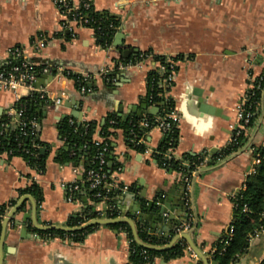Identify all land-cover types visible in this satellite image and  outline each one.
Listing matches in <instances>:
<instances>
[{"label": "crops", "instance_id": "0c3cea01", "mask_svg": "<svg viewBox=\"0 0 264 264\" xmlns=\"http://www.w3.org/2000/svg\"><path fill=\"white\" fill-rule=\"evenodd\" d=\"M69 1L76 4L80 0ZM89 1L95 12L119 19L105 46L97 42L89 27L71 24L63 28L64 20L54 0H0V67L17 59L12 54L17 48L41 68L53 66L47 73L40 70L36 81L47 99L40 106L37 132L45 145L44 169L39 174L23 158L0 154V204H16L26 195L36 202L32 195L21 194L35 185L41 191V201L36 203L39 225L69 227L86 205H92L98 214L106 213L108 203H92L90 189L84 187L85 158L60 157V150L67 148L58 136L57 124L70 117L76 123L102 125L109 115L129 123L134 117L149 115L144 106H158L159 111L160 105L144 101L148 74L156 71L163 75L153 57L163 56L174 63L172 82L168 84L165 78L160 82L163 88L168 87L164 97L175 103L178 135L173 158L183 162L188 161L187 156L199 157L203 163L193 174L168 171L155 157L165 138L158 128L144 127L143 152L126 144L121 129L113 130L107 172L115 186L110 189L116 191L114 209L117 217L126 214L135 221L136 229L157 237L168 238L190 223L193 242L209 259L218 243L227 239L233 221V197L245 189L247 177L257 166L255 148L264 147L263 86L256 117L244 130L245 144L223 158L218 155L239 125L236 108L252 90L253 79L264 77V0ZM38 41L46 43L41 50L35 49ZM130 53L134 58L137 54L149 57L135 59L130 68L120 69L126 63L121 57ZM58 67L63 74L56 71ZM103 70H108L105 77ZM69 75L87 77L84 94ZM19 93L21 97L28 94L26 90ZM58 97H62L61 105L54 103ZM199 99L201 107L215 113L202 111ZM15 104L12 92L0 91V121ZM114 164L117 166L112 168ZM73 183L80 186L79 197L69 202L64 186ZM158 191L170 197L172 219L153 224L140 215H147V203ZM181 196L185 199L182 209L177 208ZM30 215L31 203L24 200L6 229L2 264L129 262L130 242L125 231L98 226L79 242L69 238L46 240L35 232ZM25 216L26 231L22 232L15 222H22ZM149 264L198 262L186 251L179 258L158 257ZM231 264H264V229L249 239L246 250Z\"/></svg>", "mask_w": 264, "mask_h": 264}, {"label": "trees", "instance_id": "16d2710c", "mask_svg": "<svg viewBox=\"0 0 264 264\" xmlns=\"http://www.w3.org/2000/svg\"><path fill=\"white\" fill-rule=\"evenodd\" d=\"M87 15V18L93 19V21H91L86 27H89L94 31L97 42L103 46L109 44L112 35L115 33L116 29L119 26V19L106 13H98L95 11L87 12ZM110 23H112L114 29L108 28V25ZM97 28L100 29L97 30ZM142 57H144V55L137 54L134 58V55L130 53L127 56L121 58L123 59V62L132 63L133 61H135V59H140ZM153 59L159 62L161 65H164L165 61L167 60V58L163 56H154ZM18 62V59L12 60L10 63L1 66L0 69H8L11 65H15ZM36 70L39 72L41 70V67H36ZM69 77L73 78L74 80L78 78V76L76 75H69ZM163 78H165L164 74L161 75L156 71H153L148 74L146 80L148 95L144 102L147 104L148 101H150L149 103L160 105L158 113L154 116L146 115L144 118H142L141 116L134 117L132 121L128 123V121L122 122L117 117L109 115L102 125L86 121L78 124L74 122L70 117H65L59 121V123L57 124L58 136L63 142V145H65L67 148L66 150L61 149L59 155L60 157L71 158L74 160H77L80 156L85 158L84 187L89 188L88 183L85 180V172L89 168L96 166V161H94L93 158L95 156V153L97 152L98 147L94 145V141H96L97 139H101L102 143L106 144L107 146L108 151L105 156L106 162L104 165V172L107 176V182H110L109 174L107 172V163L108 155L113 150L111 146V136H114L113 130L121 129L126 139V144L139 152H143L145 150V146L143 144L134 145V143H131L132 139L134 141H137L139 139L143 140V132L146 128L139 126V122L145 119L148 123L147 129L153 128L156 126V119L165 117L167 114L174 112V101L168 98L166 99L164 97V93L168 90V87H166L165 89L160 85V82H162ZM263 86L264 77L262 79L261 89L255 90L250 99V102L246 104V108L249 106V111L252 113V121L249 126H251L253 120L256 117L257 105L260 100V94ZM45 101H47L46 98L39 99L38 94L32 93L31 95L22 97L20 101L16 103L15 107L23 109L22 119H24L26 122L33 118L38 121L41 115L40 106L44 104ZM70 120L73 121V124L70 123ZM111 120L114 121L113 124L110 123ZM26 131H28V126L26 128ZM171 131L174 139H177L178 130L176 123H171ZM96 132H98V134H96ZM19 133L20 131L18 125H10L9 120L5 116L1 119L0 154L11 151L12 153L8 157H21L27 162L30 167L35 168L36 170L43 171L45 156L44 154H42L41 149L45 147V145L38 140L37 131L34 135L29 137H20ZM166 142L167 137L165 136L164 141L160 145L155 155L158 163L161 165L164 162L162 153L168 148ZM243 144H245L244 131H242L241 134L235 139V141L228 144V146L218 155L223 158L229 154L235 153L243 146ZM172 146H175V143H173ZM23 149L29 150L30 152H32V155L25 154L22 151ZM72 149H75L74 156L70 155V151ZM255 151L259 154V163L255 167L254 172L247 177L245 182V189L237 194L235 200H233L235 207L233 209V221L231 223L232 236L227 244L224 245V242L218 243L216 251L208 259V262H211L213 264H231L238 255L246 250V248L248 247L249 239L257 232L264 229V147H257L255 148ZM198 158L190 156L186 157L189 163L197 162ZM170 162H172V166L166 168L168 171H189V169H186L181 163L175 161L174 159H172ZM115 166L117 165L114 164L112 168H115ZM191 169H193V167H190V170ZM115 192L116 191L113 189L101 190L102 195H104L105 197V201L112 208L107 212L109 218H115L118 215L114 209L113 198L116 195ZM26 193L32 195L35 198L36 203L39 204V202L41 201V191L37 186L32 185L28 189L21 192V194ZM78 197L79 193L77 192L75 198ZM90 200L92 201V203L96 204L102 199L95 197V191L90 190ZM14 204L15 201L8 204H0V233L3 218ZM244 206H246L247 208L246 211H243ZM97 217L98 213L93 210V206L86 205L83 209L82 214L79 217L73 219L68 226L77 227ZM254 221L257 223L254 224ZM97 227L98 226H91L83 231L74 233H65L54 230H35V232H37L40 238L46 240H50L53 238H69L71 241L79 242L86 234L90 233ZM110 227L115 230L125 231L127 233V238L130 242V256L128 264H149L158 257H161L164 260L176 259L183 256L188 248L187 243L183 239H179L167 251L157 252L146 250L135 244L131 229L126 223H117L114 225H110ZM136 231L138 238L143 243L153 246L166 245L175 236V234H173L168 238L157 237L154 235H150L140 228H137ZM198 264H201L199 260Z\"/></svg>", "mask_w": 264, "mask_h": 264}, {"label": "built area", "instance_id": "2783aa9c", "mask_svg": "<svg viewBox=\"0 0 264 264\" xmlns=\"http://www.w3.org/2000/svg\"><path fill=\"white\" fill-rule=\"evenodd\" d=\"M54 4L58 10V13L60 17L64 20L62 23V27L68 29L71 24H77L82 27H86L93 19H88L87 12L94 11L92 8V5L89 0H80L78 3L74 4L69 0H54ZM109 29H114V26L112 23L108 25ZM100 28H97L99 30ZM102 34V32H101ZM46 46V43L44 41H38L35 44L36 50H41ZM12 54L17 57L19 62L15 65H11L8 69H0V91H10L14 94V97L16 99V103L20 101L22 98L20 96L21 90H26L28 92V95H31L32 93H36L39 96V99H45L46 93L44 90L36 88L34 85L37 81L38 77V71L36 70L37 65L36 63L32 62L27 53L24 52L22 49H14L12 51ZM149 55L144 56L142 58H147ZM143 60V59H142ZM140 63V62H137ZM132 66L131 63L122 64L119 66L120 69H128ZM53 66L45 65L41 68L43 73H47L49 70H51ZM158 70L160 73L165 75V81L169 84L172 82L173 79V70H174V63L171 60H166L164 65H161L158 67ZM56 71L58 73H62V70L58 67L56 68ZM108 73V70L102 71V76L105 77V75ZM78 87V91L81 94H84L86 92V86L85 83L87 82V77H81L78 76L76 80H74ZM262 84V78L253 79L252 81V90L250 93L244 98L242 103L236 108V116L238 119V127L234 129V132L232 134V137L230 138L229 144L231 142H234L235 139L241 134L242 131H244L248 126L250 125L252 121V113L249 111V106L246 108V104L250 102V99L254 93L255 90H260ZM55 105H61L62 103V97H58L54 100ZM16 105V104H15ZM14 107L10 110H8L5 114V117L9 120L10 125H18L19 131H20V137H29L36 133L38 129V121H36L35 118L29 120L26 122L24 119H22L23 116V109L22 108H16ZM70 123L73 124V121L70 120ZM111 124L114 123V121H110ZM156 128H158L164 136L167 137V149L162 153V157L164 159V162L162 163V167L167 168L172 166V162H170L173 158L172 149H173V143L175 142V139L172 135L171 131V123H176V117L175 113L171 112L167 114L165 117L159 118L155 120ZM28 126V131H26V128ZM139 126L142 127H148V123L146 120H142L139 122ZM131 143H134V145L142 144V140L139 139L137 141L131 140ZM94 145L98 147L97 152L94 156V161H96V166L89 168L85 172V180L88 183V187L90 190L95 191V197L100 198L105 201L104 195H102L101 190L104 189H110V187H114L110 182H107V176L104 172V165H105V156L108 151L106 144L102 143L101 139H97L94 141ZM35 147V146H34ZM27 155H32V152H30L27 149L22 150ZM11 151L5 152L3 154L9 156L11 155ZM70 155H75V149H72L70 151ZM176 161V160H175ZM186 169H189L191 172L190 174H193L194 171H196L203 163V159L198 158L197 162L189 163V161H183L180 162ZM256 163H259V158L256 161ZM190 167H193V169L190 170ZM37 173L41 174L40 170H36ZM186 184H188V181H186ZM66 190V199L69 202L75 201V195L78 192V184L73 183L69 184L67 186H64ZM188 187V185L186 186ZM118 187H116L117 189ZM125 190V188L123 189ZM122 190V191H123ZM233 200H235V197H233ZM234 207L235 204L233 203ZM112 208L109 206L108 211ZM246 206L243 207V211H246ZM107 211V212H108ZM106 213H99L97 218H109ZM82 225V224H81ZM190 223L183 224L181 227H179L175 234H181L182 232H186L190 230ZM257 235V233L255 234ZM232 236V227L228 229L227 232V239L224 240V244H227ZM187 252L189 254V257L193 260L198 262V258L196 255L190 250V248H187Z\"/></svg>", "mask_w": 264, "mask_h": 264}, {"label": "water", "instance_id": "95a60500", "mask_svg": "<svg viewBox=\"0 0 264 264\" xmlns=\"http://www.w3.org/2000/svg\"><path fill=\"white\" fill-rule=\"evenodd\" d=\"M34 86L36 88L39 87V85L37 83H35ZM201 102L202 101H200V99H199V106L200 107L202 106ZM143 109L146 110L147 113L149 115H152V116L156 115L157 112H158V106H155V107L150 108V109H147V107L144 106ZM201 109H202V111H206L209 114H211V113L214 114L215 113L211 109H206L205 107H201ZM74 117L77 118V119H80L79 115H75ZM78 124H79V122H78ZM38 131H39V128L37 129V132ZM43 151H44V149L42 148L41 152H43ZM110 166L111 165L108 164L107 167L110 168ZM24 200H28L31 203L30 219L32 221L33 226L38 231H52V230H54V231H61V232H65V233H74V232L83 231L86 228L91 227V226H110V225H114V224H117V223H126L131 229L132 237H133V240H134L135 244H137L138 246H140V247H142V248H144L146 250L157 251V252L167 251L173 246V244L177 240L183 239L187 243V245L190 248V250L196 255V257L198 258V260L202 264H209L208 259L197 248V246L193 242V239H192L193 233H191L190 230L186 231V232H182L181 234H175V236L171 239V241L168 244H166V245L153 246V245H149V244L143 243L138 238L135 221L132 218L128 217L126 214H123L122 216H118V217H115V218H95V219H91V220L87 221L86 223H83L82 225L77 226V227L55 226V225L42 226V225H39L37 223V220H36L37 204L32 199V197H30L29 195L23 196L21 199H19L17 201V203L9 209V211L6 213L5 217L3 218V221L1 223V233H0V264L3 263V244H4V238H5V234H6V229H7L8 225L11 223V220L14 217V215L19 211L20 205H21V203ZM169 201H170V197L163 195L160 191L156 192L155 197L153 199H151L150 201H148V203H147V208L145 210V211H147V215L141 214L140 215V219L142 218V219H144L146 221L152 222L153 224L156 221H158L159 219H162V220L169 219V220H171L172 217L170 215V212H172L173 210L171 209V207L169 205ZM184 203H185V199L182 198V196H181V198L177 201V208H181L182 209L183 206H184ZM135 210H136V212H138L139 211V207H137V209H135ZM26 219H27V217L25 216V218H24V220L22 222H15L16 226H20L21 227V231L22 232L26 231V228H25L26 227L25 226L26 225ZM150 227L152 228L153 225H150Z\"/></svg>", "mask_w": 264, "mask_h": 264}]
</instances>
